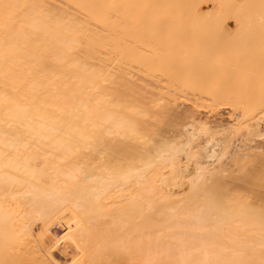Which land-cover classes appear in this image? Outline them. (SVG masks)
Here are the masks:
<instances>
[{
    "label": "bare ground",
    "instance_id": "1",
    "mask_svg": "<svg viewBox=\"0 0 264 264\" xmlns=\"http://www.w3.org/2000/svg\"><path fill=\"white\" fill-rule=\"evenodd\" d=\"M200 1L0 0V264H264L257 0Z\"/></svg>",
    "mask_w": 264,
    "mask_h": 264
},
{
    "label": "rangeland",
    "instance_id": "2",
    "mask_svg": "<svg viewBox=\"0 0 264 264\" xmlns=\"http://www.w3.org/2000/svg\"><path fill=\"white\" fill-rule=\"evenodd\" d=\"M202 1H204V0H202ZM202 1H200L201 2V6H202V11H206V12H209V11H212L213 9L215 10V9H217L218 8V10L217 11H221V12H219L220 13V15H221V19L220 20H222V19H224V17L222 16V12L224 13L225 11H226V13H224L225 15L224 16H226V14H227V10H229V8H227L228 6L226 5V8H227V10H226V8L225 9H223L222 7H224V6H222L221 7V5L218 3V2H220L221 0H218V2H215L214 4L212 3V2H210V1H208V3L207 2H202ZM217 1V0H216ZM223 1V0H222ZM228 1V2H227ZM233 1V3L235 2V0H224L223 1V3H225V4H231V2ZM235 3H237V2H235ZM218 4V5H217ZM253 5H251L252 7V15H254V13H255V17H257L258 18V20H257V18L256 19H254V20H252V21H250L249 20V22H253L252 24L251 23H248V21L246 22H244L245 24H243L242 26H246L245 28L247 29V27L249 28V31H251L252 32V35H254V37H252V42H251V44L248 46V47H241V45H239L238 44V42L237 41H239L240 40V38L239 39H237L238 38V35H236V39H237V41H235V38L233 39L236 43H234V42H231V46L233 45V47H235V48H233V47H231L232 49V51H236V52H242V51H240L241 50V48H242V50H243V52H244V49L247 51V53L248 52H250L249 53V55L251 54V53H255L254 55H256L257 54V57L256 56H254V57H251V56H245L246 54H242V55H240L241 56V63H247V61L249 62V60L248 59H250V61L251 62H249L250 63V65H251V63H252V61H253V63H255L254 61H259L260 62V57H258V55L259 54H262V59H264V37H262V36H264V30H262V28H260V26L261 25H257L256 26V24H258V22H259V20H261L262 21V18H264V17H261V16H259V14L260 15H262V16H264V0H257V1H255V2H253L252 3ZM213 5V6H212ZM232 5V4H231ZM231 5H229V6H231ZM234 5V4H233ZM207 8V9H206ZM220 8V9H219ZM233 8V7H232ZM231 8V9H232ZM235 8V7H234ZM237 8V7H236ZM258 8H260V9H258ZM223 9V10H222ZM259 10V11H258ZM216 11V10H215ZM230 12H231V15L229 14H227V16L226 17H228V18H226L227 20H225V22H226V25L227 26H229L230 27V29H233L232 31H237V27L235 26V24H234V19L236 18V16H235V18H234V16L232 15L233 13H235V12H233V9L232 10H229ZM260 11H262V12H260ZM233 12V13H232ZM241 12V11H240ZM219 13H217V14H219ZM237 13H238V11H237ZM240 14V13H239ZM257 14V15H256ZM259 16V17H258ZM223 17V18H222ZM254 17V18H255ZM217 18V17H216ZM240 19H243V18H240ZM247 19V18H246ZM235 20H237V18L235 19ZM256 20V21H255ZM219 21V20H218ZM220 22H222V21H220ZM224 22V21H223ZM248 23V24H247ZM261 23V22H260ZM259 23V24H260ZM250 27H251V29H250ZM262 27H264V26H262ZM245 28L243 29V30H245ZM248 31V29L245 31V32H247ZM262 33V34H261ZM243 34H244V32H243ZM246 34V33H245ZM241 35H242V33H241ZM247 35H249V34H247ZM234 36V35H233ZM231 37H232V35H231ZM241 37V36H240ZM262 38V40H261V38ZM250 38V37H249ZM253 38H255V39H253ZM260 38V39H259ZM232 39V38H231ZM247 39V38H246ZM251 39V38H250ZM258 39V40H257ZM243 40V39H242ZM242 40H240V41H242ZM244 40H245V38H244ZM243 40V41H244ZM249 40V39H248ZM228 41H230V40H228ZM232 41V40H231ZM251 40H249V42H250ZM256 41V42H255ZM240 43V42H239ZM241 44H243L242 42H241ZM235 45V46H234ZM240 46V47H239ZM239 47V48H238ZM237 49H240V50H238L237 51ZM250 50V51H249ZM231 51V52H232ZM259 53V54H258ZM222 54H217V59H220V60H223V57H225V55H223V56H221ZM216 57V56H215ZM221 57V58H220ZM244 58V59H243ZM248 58V59H247ZM259 58V59H258ZM217 59H215L216 61H219V60H217ZM247 59V61H245ZM242 60H243V62H242ZM257 61V63L259 64V62ZM262 61V60H261ZM257 63H255V64H252L251 65V67H255V68H257V69H259L260 68V70H261V72H259V74L258 75H260L261 73H264V72H262V67H264V65H262V64H264V63H262V62H260L261 63V65H262V67H260ZM258 66H257V65ZM245 64H241V66L243 67V68H245L246 69V67L249 65L248 63L246 64L247 66H244ZM253 65H255V66H253ZM248 67H250V66H248ZM248 67H247V69H248ZM257 69H255V70H257ZM259 70V71H260ZM55 230V232L57 231V233H58V230L55 228L54 229ZM53 230V231H54ZM61 230V229H60ZM62 231V230H61ZM59 247H62V246H59ZM61 250H62V248H61ZM60 257V256H59Z\"/></svg>",
    "mask_w": 264,
    "mask_h": 264
}]
</instances>
